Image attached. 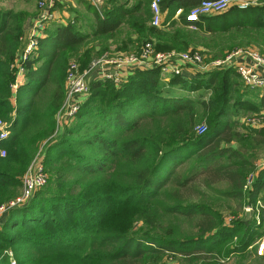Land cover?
Listing matches in <instances>:
<instances>
[{"label": "trees", "instance_id": "1", "mask_svg": "<svg viewBox=\"0 0 264 264\" xmlns=\"http://www.w3.org/2000/svg\"><path fill=\"white\" fill-rule=\"evenodd\" d=\"M178 1L186 13L200 0H161V10L167 11L162 25ZM149 3L107 0L101 13L88 3L94 17L90 33H79L73 23H51L23 59L27 12L0 7V118L9 130L0 156V205L17 195L20 177L42 142L49 175L24 203L1 213L0 264H8L7 249L15 264H167L170 255L225 264L234 254H248L261 236L246 215L227 224L202 190L223 182L218 191L223 197L246 206L258 199L264 203V168L252 189L243 190L247 174L255 170V149L264 146V125L240 121L246 112L264 108V96L260 104L252 101V90L232 68L192 79L164 77L156 67L136 70L118 84L92 80L70 123L60 131L55 126L66 61L81 53L86 66L93 50H78L90 37L117 40L126 26L117 48L154 36L160 51H184L235 30L264 37V2L202 16L195 30L187 28L190 22L182 14L183 27L170 33L151 25ZM22 74L12 105L11 89ZM201 119L207 131L197 134ZM182 218L193 233L174 223ZM253 254L264 264V256Z\"/></svg>", "mask_w": 264, "mask_h": 264}, {"label": "built area", "instance_id": "2", "mask_svg": "<svg viewBox=\"0 0 264 264\" xmlns=\"http://www.w3.org/2000/svg\"><path fill=\"white\" fill-rule=\"evenodd\" d=\"M96 1V0H95ZM261 0H200L196 5L192 6L186 13L185 19L190 22L189 27L192 28L202 16L221 13L230 7L247 8L251 5L259 3ZM161 0H151L149 3L152 19L151 24L159 27L162 23V11L160 8ZM51 5L50 0H39V8H48ZM181 9L177 10L180 13ZM51 19V14L45 10L41 15L37 16L33 25L29 27L27 34V42L19 56L21 59L27 57L36 47L37 42L35 36L37 31L43 28L45 20ZM181 65L193 66L200 69H222L232 68L240 77L242 83L249 89L264 88V55L258 51L249 48L234 49L226 52L223 56L215 58L210 62H205V55L199 49H189L185 51H177L175 49L160 51L156 50L152 41H145L139 50L133 52L120 53L112 56L103 54L95 59L91 65L85 70L78 72V66L75 61H69L65 70L66 93L64 92L63 100L58 108L57 114L63 119L71 120L78 110L79 103L83 97H87L90 92L89 75L93 71L100 70V79H110L118 84L124 78L119 71L121 68L131 69L133 71L160 68L162 74H179ZM108 67L113 68L108 70ZM21 73V68H18ZM15 85V84H14ZM13 85V86H14ZM253 127L262 125L263 122L248 120ZM249 124V123H248ZM251 125V124H249ZM197 134L207 131V124L202 123L196 126ZM8 123L0 118V156H4L5 148L2 142L8 138ZM255 170L250 172L245 178L243 186L244 191H250L253 187L258 172L264 168V158L254 163ZM47 181V175L43 167L41 154H34L28 163L25 171L20 177L21 191L13 199L6 204L0 205V214L7 208L24 203L33 193V191L41 188ZM245 212L250 211L253 214L256 226L264 228V203L258 199L254 205L244 207ZM264 249V241L259 243L257 254H262ZM15 264L14 260L9 262Z\"/></svg>", "mask_w": 264, "mask_h": 264}, {"label": "rangeland", "instance_id": "3", "mask_svg": "<svg viewBox=\"0 0 264 264\" xmlns=\"http://www.w3.org/2000/svg\"><path fill=\"white\" fill-rule=\"evenodd\" d=\"M38 1L39 0H29L27 2H21L20 0H0V7L1 8H11L13 10H25L27 12V23H26V27L25 29L28 30V23L29 25H33V21L36 16L41 15V9L38 7ZM263 3V0L259 1V3L251 5L253 7L258 6L260 4ZM239 8V7H237ZM241 9H245V8H241ZM234 31V30H233ZM239 31H243V32H239ZM235 30V32H231L229 34L223 35L219 38L215 39H209L204 41L203 46L206 47V49L204 50L201 47H197L199 50L203 51L204 55H205V62H210L211 60L221 57L223 56L226 52L232 51L234 49H243V48H249V49H254L256 51H258L260 54L264 55V37L263 35H253L252 32L250 30ZM203 41H200V43H202ZM195 48V49H197ZM189 50V49H188ZM185 51V50H184ZM128 53L133 52V51H127ZM81 54V53H79ZM79 54L77 55H72L70 56L65 64V68H64V74H63V86H64V92L66 93V83H65V70H66V66L67 63L69 61H75L77 66H78V72L85 70L89 67V65H91V63L97 59L98 57H100L101 55H93L92 58L90 59V61L87 63L86 66H82L81 63V56H79ZM105 54V53H104ZM108 54V53H107ZM112 56H116L119 55L120 53H109ZM167 77V76H165ZM243 84V83H242ZM243 87L246 88L243 84ZM59 108V107H58ZM58 110V109H57ZM58 111H56L54 113V119L56 121V125L57 126V130L60 131V129L64 126V125H68L70 123L71 120L68 119H63L62 117H60V115L57 114ZM252 120L254 119L255 121H260V122H264V113L261 112H246L244 115H242L240 117V121L243 124H251L252 123L248 122V120ZM205 123L204 119H201L198 121L197 125ZM196 125V126H197ZM196 126L194 128V130L196 129ZM239 129H241V127H239ZM196 132V131H195ZM42 144L43 142L38 146V148L36 149L35 153L36 154H41L42 156ZM236 145L234 144V147ZM34 153V154H35ZM264 158V146H258L255 149V154H254V158L252 159L253 162H257L260 159ZM47 175V180L49 179V175ZM249 175V173L247 174ZM225 183L223 182H217L214 183L210 188H205L202 189L203 192L205 193V199H207L208 201H211L213 204H215V208L217 211H219L221 213V215L223 216V219L226 223H231V221L235 218H240L243 215H246V217L248 218H252L255 221V218L253 216L254 213H252L251 211L249 213L245 212L244 207H246L245 203H241L240 201L237 200H233V199H228L223 197L220 192H218L219 190H222L223 188H225ZM21 191V184L20 187L18 188V193L17 195L20 193ZM247 192V191H246ZM16 195V196H17ZM193 200L195 198H192ZM1 215V214H0ZM139 224L136 225L139 226ZM164 223H170V221H165ZM174 223H181V229L183 231V233L186 234H190L194 232V229L192 228V224L187 221L182 219H176L174 221ZM256 223V221H255ZM258 231H260L262 233V228L258 227ZM261 241H264V236L262 235L261 237H257L255 238L254 242L252 243V248H249V253L246 254L245 256H239L237 254H234L233 256L230 257L229 260H227L225 262V264H257L258 261H256V257L253 254V252L256 253V256H258L257 254V250L259 247V243ZM6 263L10 264L9 262L11 260H14L12 253L9 249H7L6 251ZM259 256H264V249L262 251V254H259ZM168 261L172 262L169 264H206L204 262H202L201 260H188V258H182L178 255H170L167 259V264Z\"/></svg>", "mask_w": 264, "mask_h": 264}, {"label": "crops", "instance_id": "4", "mask_svg": "<svg viewBox=\"0 0 264 264\" xmlns=\"http://www.w3.org/2000/svg\"><path fill=\"white\" fill-rule=\"evenodd\" d=\"M20 1L21 2H27L29 0H20ZM50 1H51V5L48 6V8H45V9L42 8L41 9V11H42L41 13H43L45 10H47V12H49L51 14V19L45 20L47 22L44 21L43 28L40 31H37L39 37L44 36L43 30L46 29L49 25H51V23L56 24V25H65L68 22L73 23L74 29L79 31V33H82V34L90 33L91 26L93 25V22H94V17H93L91 10L88 9L87 4L88 3L91 4L99 13H101L102 9L104 8V6L107 3V0H96V1L95 0H50ZM189 1L194 2L193 0H189ZM195 1H199V0H195ZM263 2H264V0H263ZM177 3H178V5L175 4L176 6L172 5L170 7V17L166 21L167 23L165 22V25L164 24L162 25V23H161V26H159L161 31L170 33V31H172L175 28L183 27V25L181 24V21H180V17L182 14H184V16H185L184 9H183L184 5H182L184 3H183V1H178ZM233 7H236V6H233ZM233 7H230V8H233ZM178 9H181L180 13H177ZM229 9H227V10H229ZM227 10H225V11H227ZM225 11H223V12H225ZM223 12H221V13H223ZM166 13H167L166 10L162 11V22L166 18ZM217 14H220V13H217ZM211 15H216V14H211ZM27 21H28V19H27ZM27 21H26V23H27ZM32 21H34V20H32ZM29 23H28V28L30 26ZM169 23H173V26L168 27ZM25 27H26V24H25ZM187 28L190 30H195L196 29L195 23H194V26L192 28H190L189 25ZM125 29H126V26H122L119 29L120 34L117 35V40H114L113 38H108L105 42V41L95 40L94 38L90 37V38L86 39V41L83 43L81 49H79L78 52H83L85 49L90 48L93 50L91 53L93 55H95V52L102 51V52L96 54L99 56V55H103L104 53H108V54L109 53H125L127 51L139 50L141 45L143 44V42L138 46H130L128 49H125V50L117 48V45H118L117 43L120 42V40L124 39V37H125V35H124ZM24 37H25V35H24ZM25 39H26V37L24 38V45L26 44ZM147 39L152 41L154 46L156 45V43L159 42V39L154 37V36H148ZM148 40H146V41H148ZM24 45H23V47H24ZM192 47H195V48L201 47L204 50L206 49V47L203 46L202 44H193V45L188 46V48L186 50L191 49ZM112 69L113 68L108 67V70H112ZM208 70H211V68L204 70V69H200V68L193 67V66H187V65L182 66L181 65L180 73L176 74V75H180L181 77H184L186 79H192L195 77V75L197 73L206 72ZM133 72H134L133 70L127 69V68H121L119 71L120 74L124 75V78L127 77L128 75H131ZM162 75L164 77L165 76L169 77V76L174 75V74L170 73V74H162ZM89 80L90 81L101 80L100 79V70L96 69L95 71H93L91 73V75H89ZM23 82H24V78H23V74H22V75L18 76V78L15 82V85L12 86L11 90H12L13 97L10 99V102L12 105L14 104V92H15L16 86L22 84ZM247 89H249V88H247ZM251 90L252 91H250V94H251L250 99L257 104H260V99L263 98V96H264V88L263 89H251ZM259 112L264 113V108H262L261 111H259ZM12 115H13V112H12ZM262 125H264V122ZM262 125H259V126H262ZM259 126H257V127H259ZM255 227L257 228V227H261V226H255ZM261 228H262L261 236L262 235L264 236V228L263 227H261ZM252 245H250L248 247V250H249V248H252ZM169 262L170 261H168V264H169ZM170 263H172V262H170Z\"/></svg>", "mask_w": 264, "mask_h": 264}]
</instances>
